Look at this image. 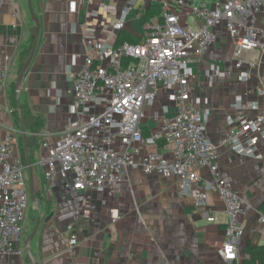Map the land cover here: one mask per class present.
<instances>
[{
    "label": "crops",
    "instance_id": "obj_1",
    "mask_svg": "<svg viewBox=\"0 0 264 264\" xmlns=\"http://www.w3.org/2000/svg\"><path fill=\"white\" fill-rule=\"evenodd\" d=\"M185 1L215 6L226 0ZM127 2L105 0L106 5L114 8L107 11L99 1L88 6L84 0H32L36 19L32 17L29 0H5L0 5V64L7 65L10 72L9 79L0 85V140L11 138L17 152L22 154V123L18 125L14 114L19 106L23 121L25 117L28 122L27 132L32 131V118L36 117L43 125L41 141L47 139L53 143L60 136L65 123L73 116V85L86 51L83 24L88 21L98 27V34L102 36L100 25L120 20ZM161 5V0H137L124 29L111 43L118 44L125 38L139 40L143 15H148V20L159 17ZM90 10L99 11V16L88 17ZM261 17L260 23L264 26V16ZM181 19L184 24L199 23L189 8L182 10ZM37 23L38 44L15 107L11 93L15 88L17 95L16 81L32 35H36ZM216 34L213 51L195 70L196 93L207 100L204 105L211 109L209 136L218 143L229 127V117L251 116L264 105V94L260 91L264 90L261 82L264 56L254 67L244 65L242 70L249 71L250 76L240 80L231 36L224 26L218 27ZM75 54L80 57L78 64L72 65ZM210 64L219 65L226 73L214 86L209 85L204 74ZM160 102L172 104L173 113L177 110L166 94H162ZM145 122L148 132L153 124L149 120ZM260 152L263 157L257 158L224 147L219 159L224 178L241 190L252 204L243 221L245 236L238 261H226L221 254L227 209L217 192H210L206 203L198 205L191 188L182 186L178 178L146 174L133 168L115 189L77 190L66 187L62 178L52 186L37 165L39 158L47 154L41 142L34 150L37 200L32 199L30 191L25 241L40 215L39 228L30 244L38 264H245L248 260H258L259 247L264 246V226L260 223V215L264 213V146ZM27 173L29 176V165ZM200 174L212 178L206 168L201 169ZM111 208L118 210L119 217L115 221H112ZM205 212L215 215L217 220L209 221ZM69 226L74 227L77 244H70ZM0 264H32L25 242L20 252H0Z\"/></svg>",
    "mask_w": 264,
    "mask_h": 264
},
{
    "label": "built area",
    "instance_id": "obj_2",
    "mask_svg": "<svg viewBox=\"0 0 264 264\" xmlns=\"http://www.w3.org/2000/svg\"><path fill=\"white\" fill-rule=\"evenodd\" d=\"M4 1L0 0V5ZM97 1L107 11L114 9L105 0L84 3L89 6ZM161 4L160 16L143 24L138 43H111L124 29L137 0H128L120 20L100 25L102 36L98 27L84 22L86 51L74 80L73 116L53 143L41 141L47 154L39 158L37 165L52 186L62 178L66 187L77 190L115 189L133 168L178 178L182 186L191 188L198 205L206 203L210 192H217L227 209L221 254L226 261H238L245 236L243 221L252 204L224 178L219 159L224 147L246 156L263 157L264 105L251 116L229 117L228 129L218 143L213 142L208 132L211 109L204 105L207 100L196 93L195 66L213 51L216 30L224 26L234 45L238 78L247 80L250 72L242 70L244 65L254 67L264 56V26L260 23L264 0H226L215 6L185 0H161ZM184 8H189L198 25L182 22ZM98 13L90 10L88 17L96 18ZM79 57L73 56L72 65L78 64ZM9 74L8 66L0 64V85ZM204 74L214 86L226 73L219 65L210 64ZM261 82L264 84V72ZM260 91L264 94L263 89ZM162 94L177 107L174 113L172 104L160 102ZM146 120L153 124L148 132ZM203 168L210 171L211 179L200 174ZM27 170L12 139L0 140L2 253L24 248L30 199ZM110 214L112 221L119 217L116 208H111ZM204 216L209 221L217 220L208 212ZM260 223L264 226V213ZM69 229L70 244H77L74 227Z\"/></svg>",
    "mask_w": 264,
    "mask_h": 264
},
{
    "label": "trees",
    "instance_id": "obj_3",
    "mask_svg": "<svg viewBox=\"0 0 264 264\" xmlns=\"http://www.w3.org/2000/svg\"><path fill=\"white\" fill-rule=\"evenodd\" d=\"M151 10H150V12H151ZM147 16L148 15H143V22L144 23L150 21V20H148ZM35 39H36V35L33 34L32 38H31V45L26 50V57H25V60H24V62L22 64V66H21V69L23 68V66L25 65V63L27 62V60H28V58H29V56L31 54ZM140 39L139 40L138 39L129 40V39L125 38V39H122L123 41L122 40L119 41V43H122L124 41L132 42V43H138L140 41ZM11 100L14 103V106L17 107L18 100H17V95H16L15 88L13 89V91L11 93ZM14 114H15V117H16L18 125H21L20 124L21 123V117H20L19 110L16 109L14 111ZM32 120H33L32 131L28 132V136H27V144H28V153L27 154L24 151V145H25L24 138L21 137L22 157H23L24 163L26 165H29V163L34 164V162H35L34 150L39 147V144H40L41 138H42L41 130H42L43 125H42L41 119L33 117ZM24 121H25V125L28 127V122H27L25 117H24ZM33 169L35 171L34 165H33ZM259 250H260V255L256 258L258 260H254V261H249L248 260V262H246L245 264H264V246L259 247ZM252 256H253V254H252ZM253 258H254V256H253Z\"/></svg>",
    "mask_w": 264,
    "mask_h": 264
},
{
    "label": "water",
    "instance_id": "obj_4",
    "mask_svg": "<svg viewBox=\"0 0 264 264\" xmlns=\"http://www.w3.org/2000/svg\"><path fill=\"white\" fill-rule=\"evenodd\" d=\"M29 5H30V11L32 13V17L34 19H36V16H35V13H34V10H33V7H32V0H29ZM38 37H39V24L37 23V32H36V39H35V44H34V47H33V50H32V53L28 59V61L26 62V64L23 66L18 78H17V81H16V89H17V99L19 100L20 99V88H21V85H22V82H23V79H24V76L30 66V63L34 57V54H35V51H36V47H37V44H38ZM19 113H20V117H21V123H22V134H23V138H24V141H25V145H24V151L25 153L27 154L28 153V144H27V136H28V132L26 130V127H25V124H24V121H23V118H22V115H21V109H20V106H19ZM29 184H30V191H31V197L34 201L37 200V197L35 195V187H34V172H33V164L29 163ZM40 215H39V218L36 222V225H35V228L34 230L32 231V233L29 235V237L27 238V240L25 241V244H26V252L28 254V256L30 257V260H31V263L32 264H38L34 254L32 253L31 249H30V244L31 242L33 241L34 239V236L39 228V225H40Z\"/></svg>",
    "mask_w": 264,
    "mask_h": 264
},
{
    "label": "rangeland",
    "instance_id": "obj_5",
    "mask_svg": "<svg viewBox=\"0 0 264 264\" xmlns=\"http://www.w3.org/2000/svg\"><path fill=\"white\" fill-rule=\"evenodd\" d=\"M142 23H143V21H142ZM146 23V22H145ZM144 24V23H143ZM131 40H135V38L134 39H131Z\"/></svg>",
    "mask_w": 264,
    "mask_h": 264
}]
</instances>
